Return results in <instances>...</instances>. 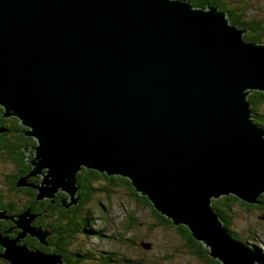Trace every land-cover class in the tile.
<instances>
[{
  "label": "water",
  "instance_id": "water-1",
  "mask_svg": "<svg viewBox=\"0 0 264 264\" xmlns=\"http://www.w3.org/2000/svg\"><path fill=\"white\" fill-rule=\"evenodd\" d=\"M254 91H264V45L245 41L213 7L0 0V106L37 142L38 199L63 191L66 208L78 204L83 167L120 175L221 264H261L211 208L223 195L249 204L264 193V129L247 101ZM21 216L29 227L36 217ZM8 219L20 238L46 245V230ZM12 239L0 235V259L61 264Z\"/></svg>",
  "mask_w": 264,
  "mask_h": 264
},
{
  "label": "trees",
  "instance_id": "trees-1",
  "mask_svg": "<svg viewBox=\"0 0 264 264\" xmlns=\"http://www.w3.org/2000/svg\"><path fill=\"white\" fill-rule=\"evenodd\" d=\"M188 1L194 8L201 9L203 7H208L211 5L213 8L217 9L219 13L221 10H229L231 13L235 14L241 12V16L237 17L236 21L239 24H249L253 23V20H244V10L234 6H225L222 8L220 5L222 0H182ZM235 26L233 23H230ZM262 24H255L252 32L245 33V39L252 41L251 43H258L264 45V28L261 29ZM237 28V26H236ZM259 30L260 32H257ZM247 101L250 104V111L252 121L263 127L264 129V91H254L250 92L247 96ZM3 111V108H2ZM15 118V119H14ZM10 119L2 118L0 115V129L3 130L1 140L4 143H0V154L5 160V163L10 167L14 168V172L10 178L9 188L6 194L0 190V209L9 210L10 217H15L16 215H23L24 212L29 211L32 215L36 216L32 224H37L36 226H41L43 230H49L52 235L46 240L45 244H41L38 239L34 236L25 237L22 241L26 243L27 246L34 250L38 249L44 254L55 255L66 261V264H78L79 260H87L85 255L72 253L70 251V245L74 242V238L78 234H100L96 232L88 224L87 218L83 215L82 210L94 193L101 189L102 187H125L131 197H133L135 202L145 205L150 212L153 214L154 218L158 221V224L169 228L173 227L176 233L185 241L186 248L188 252L198 261H203V264H221L218 260L212 259L209 256V250L204 247L202 242L197 241L192 233L188 230L186 226L175 225L171 219L167 218L165 215L158 212L152 203L149 201L148 197L141 195L132 186L131 181L128 178L122 177L120 175H108L106 173H101L96 170L81 168L76 174V185L79 188V194H81V200L78 204L70 205L68 204V194L63 191H58L51 198H45L42 200L38 199V187L41 185L39 176L37 175L34 166L31 161L35 157V147L37 146L36 140L27 135L28 128L23 127L19 123V119L14 117ZM3 119L2 123L1 120ZM14 130L12 137H8L7 130ZM1 135V134H0ZM45 172V171H43ZM106 191V188H104ZM109 191V190H108ZM5 195V196H4ZM7 199L8 204L3 203V199ZM264 193H261L257 201H263ZM237 202L246 203L238 199L234 195H223L219 198H215L211 201V208L216 212L219 220L222 222L223 226L227 229L228 233L233 239L246 244L247 239H243L240 235L232 228V216L231 207ZM259 204L260 206L262 204ZM8 223L5 226H0V231H7L4 234L8 238H15L19 230L15 228V223L7 219ZM130 228L137 226L135 220L129 223ZM87 227V228H86ZM11 230V231H10ZM143 244V243H141ZM49 245V246H48ZM251 251L259 258L261 264H264V256H262L259 249L251 245ZM146 250V249H145ZM4 252L3 247L0 244V255ZM108 256L102 258L103 263H115ZM5 264H10L4 259H1ZM126 264L132 263V259H125ZM65 264V263H64Z\"/></svg>",
  "mask_w": 264,
  "mask_h": 264
},
{
  "label": "rangeland",
  "instance_id": "rangeland-1",
  "mask_svg": "<svg viewBox=\"0 0 264 264\" xmlns=\"http://www.w3.org/2000/svg\"><path fill=\"white\" fill-rule=\"evenodd\" d=\"M258 2L264 4V0H258ZM262 14L264 15V11ZM43 170L46 175L47 170ZM13 172L14 168H9L0 154V190L5 194L9 192L8 184L10 177L14 175ZM37 175L42 184L43 177ZM67 198L70 199V196L68 195ZM8 201L6 198L3 199L4 204H8ZM256 202L262 205H257ZM256 202L249 204L237 202L232 205V228L241 238L247 239L244 244L246 247L250 249L253 245L264 256V202ZM85 206L82 210L83 215L87 218L88 224H91L90 228L100 234L82 233L81 235L80 233L74 238L70 251L88 258L87 260L80 259L78 264H107V262L103 263L102 258L108 256V253L109 258L115 262L114 264H126L125 259H132L134 264H203V261H198L188 252L185 241L179 237L173 227L166 228L159 225L150 210L145 205L135 202L125 187H102L94 193ZM1 211L3 209H0ZM9 215H4L6 218L1 221H7L10 218ZM15 217L19 220L18 225L21 222L22 226H27L26 229L40 235L46 234L39 228L40 226L31 225L29 227L27 218H22L21 215ZM132 220L137 223L134 228L129 227ZM7 231H0V235L7 238L4 234ZM23 232L24 230L20 231V233ZM19 238L17 235L11 241H17ZM22 241L20 246L27 245ZM148 244L150 248L145 250L144 246ZM34 250L41 252L38 249ZM0 264L5 263L0 259Z\"/></svg>",
  "mask_w": 264,
  "mask_h": 264
},
{
  "label": "flooded vegetation",
  "instance_id": "flooded-vegetation-1",
  "mask_svg": "<svg viewBox=\"0 0 264 264\" xmlns=\"http://www.w3.org/2000/svg\"><path fill=\"white\" fill-rule=\"evenodd\" d=\"M220 5L222 6V8L225 6H230V7L236 6L240 9L244 10V14H243L244 20H248V21L253 20V23L249 22V24H239V22H237L236 19H237V17L241 16V12L233 14L229 10H224V9L221 10V13H223L224 17L228 20L229 25H231L230 23H233L234 25L236 24L235 27L237 26V28L243 32V39L245 41L252 42V41L245 39L244 35H245V33L255 31V30H253V28H254L253 26L255 24H257V23L262 24L260 30H263V28H264V15L262 14V11H264V9L262 7H264V4H259L258 0H222ZM208 6L212 7L211 5H208ZM256 31L260 32L259 30H256ZM0 115L2 116V118H5V119L14 118V116L5 117L1 106H0ZM2 121H3V119L1 120V123H2ZM3 130L0 129V134H1L0 138H1V136H3V137L6 136V135L2 134ZM7 131L9 134L8 137L11 138L12 134L15 131L11 130V129L7 130ZM4 142H5L4 140L0 139V143H4ZM78 192H79V188H78ZM78 192L76 194V197L80 196V200H81V194H79ZM5 210L7 211V214H9V210H7V209H5ZM36 220L34 219L33 221H36ZM7 223H8V221H6V220H3V221L0 220V226H3ZM36 225L37 224H35V222H34V224H32V226H36ZM46 231L48 232V235L46 236V240H48V238L50 237V235H52V233L49 230H46ZM29 236L30 235H27V237H29ZM46 245H47V243H46ZM60 261H61V264H64V263L66 264V261H63L62 259ZM107 264H113V263L107 262Z\"/></svg>",
  "mask_w": 264,
  "mask_h": 264
},
{
  "label": "clouds",
  "instance_id": "clouds-1",
  "mask_svg": "<svg viewBox=\"0 0 264 264\" xmlns=\"http://www.w3.org/2000/svg\"><path fill=\"white\" fill-rule=\"evenodd\" d=\"M43 174H45V172H43Z\"/></svg>",
  "mask_w": 264,
  "mask_h": 264
}]
</instances>
